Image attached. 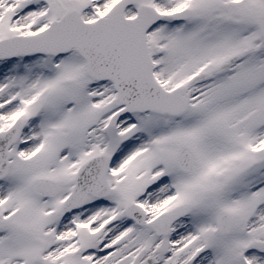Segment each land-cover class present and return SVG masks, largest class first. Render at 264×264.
<instances>
[{"label":"snow or ice","instance_id":"snow-or-ice-1","mask_svg":"<svg viewBox=\"0 0 264 264\" xmlns=\"http://www.w3.org/2000/svg\"><path fill=\"white\" fill-rule=\"evenodd\" d=\"M0 264H264V0H0Z\"/></svg>","mask_w":264,"mask_h":264}]
</instances>
